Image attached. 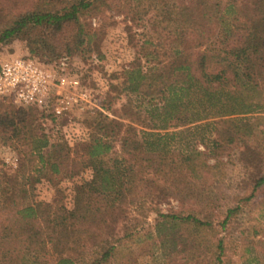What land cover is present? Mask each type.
Segmentation results:
<instances>
[{"label": "trees", "instance_id": "16d2710c", "mask_svg": "<svg viewBox=\"0 0 264 264\" xmlns=\"http://www.w3.org/2000/svg\"><path fill=\"white\" fill-rule=\"evenodd\" d=\"M108 13L142 32H133L136 63L120 83L127 101L105 106L113 117L89 125L88 143L52 141L31 108L0 112V149L20 153L13 179L0 163V264H139L156 254L163 264H229L218 229L257 198L264 172L215 224L195 208L198 170L235 149L251 164L262 157L250 139L264 137V0H0V49L26 38L34 47L26 57L41 63L89 59ZM88 171L72 208L61 190L50 204L21 201L45 178ZM170 199L180 210L164 213Z\"/></svg>", "mask_w": 264, "mask_h": 264}, {"label": "rangeland", "instance_id": "374dc122", "mask_svg": "<svg viewBox=\"0 0 264 264\" xmlns=\"http://www.w3.org/2000/svg\"><path fill=\"white\" fill-rule=\"evenodd\" d=\"M107 18L110 19V27L106 28L103 36L94 45L95 54L89 59L70 58L74 72L81 77L83 84L93 92V95L100 99L104 112L78 113L72 118L56 120L51 115L33 109L39 123L52 137V141L62 137L74 148L88 143L90 137L96 132L95 129H90L89 125L104 117H113L111 111H108L105 106L114 102V109L119 110L121 105L127 101L126 95L120 92V83L124 71L136 63L137 39L133 37V32L140 34L142 31L135 28L134 30L131 21L123 15L108 13ZM103 21L101 18L93 19L92 24L98 28ZM32 48L34 47L26 38L17 40L12 45L0 49V64L12 58L31 54ZM117 97L120 99L115 100ZM16 109L17 107L10 103H0V112ZM253 123L256 122L253 120ZM140 130L144 129L140 128ZM256 130H261V128L257 126ZM65 134H69L70 137L66 138ZM201 136L202 134L197 132L192 139L197 144L198 150L205 152L204 145L198 143ZM187 137V134L183 136L184 141ZM184 141L177 140L176 144L183 148ZM250 143L254 148H260L262 154L255 164H251L248 158L241 156L243 149L226 151L219 157H212L208 160L201 158L205 161L204 165L200 162L202 169L198 170L202 180L199 184L200 193L198 199L195 200L197 206L195 208L203 210L204 216L215 224L224 219L229 209L238 205L240 198L250 194L255 179L264 172V137L257 133L250 139ZM46 154L57 157L59 151L57 148H48ZM19 158L20 153L14 146L0 149V163L3 164L4 171L11 176V179L19 168ZM91 176L92 173L88 171L75 179L61 182H57L55 178H45L36 185L32 195L22 196L21 201L25 204L31 202L50 204L58 195V190H61L67 206L72 208L77 186ZM161 209L164 213L178 211L180 204L170 199L162 204ZM156 217L155 213L149 215L146 228L149 229V226L155 224ZM218 231L220 236L225 238L229 264H264L262 257L264 256V189L255 200L249 204H243L242 212L227 230L219 227ZM144 243L147 244L142 240V244ZM139 264H163V258L160 254L147 255L140 259Z\"/></svg>", "mask_w": 264, "mask_h": 264}, {"label": "built area", "instance_id": "2783aa9c", "mask_svg": "<svg viewBox=\"0 0 264 264\" xmlns=\"http://www.w3.org/2000/svg\"><path fill=\"white\" fill-rule=\"evenodd\" d=\"M71 62L69 57H64L45 64L21 56L1 63L0 103L31 108L56 120L72 118L78 113L104 112L100 99L83 84Z\"/></svg>", "mask_w": 264, "mask_h": 264}]
</instances>
